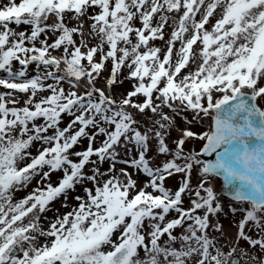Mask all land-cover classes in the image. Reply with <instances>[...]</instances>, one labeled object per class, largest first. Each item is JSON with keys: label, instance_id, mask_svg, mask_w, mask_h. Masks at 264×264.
<instances>
[{"label": "snow or ice", "instance_id": "1", "mask_svg": "<svg viewBox=\"0 0 264 264\" xmlns=\"http://www.w3.org/2000/svg\"><path fill=\"white\" fill-rule=\"evenodd\" d=\"M0 264H264V0H0Z\"/></svg>", "mask_w": 264, "mask_h": 264}, {"label": "rangeland", "instance_id": "2", "mask_svg": "<svg viewBox=\"0 0 264 264\" xmlns=\"http://www.w3.org/2000/svg\"><path fill=\"white\" fill-rule=\"evenodd\" d=\"M222 183V182H221Z\"/></svg>", "mask_w": 264, "mask_h": 264}]
</instances>
